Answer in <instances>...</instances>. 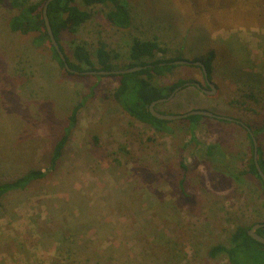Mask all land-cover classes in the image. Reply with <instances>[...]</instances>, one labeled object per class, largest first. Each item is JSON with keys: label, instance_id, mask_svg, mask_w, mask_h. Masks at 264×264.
I'll use <instances>...</instances> for the list:
<instances>
[{"label": "rangeland", "instance_id": "rangeland-1", "mask_svg": "<svg viewBox=\"0 0 264 264\" xmlns=\"http://www.w3.org/2000/svg\"><path fill=\"white\" fill-rule=\"evenodd\" d=\"M121 1L126 30L107 20L110 5L77 0L92 17L64 36L66 53L85 43L94 54L104 41L123 66L140 39L157 40L167 51L159 58L209 57L216 94L196 89L209 90L201 68L178 66L166 82L190 85L161 110L233 119L260 130L264 150V0ZM16 14L9 0L0 5V183L46 171L72 109L82 107L57 168L3 200L0 264H230L209 251L229 247L238 226L264 223L261 188L240 174L252 156L247 130L204 117L194 136L187 120L157 133L109 98L118 76L65 75L33 35L10 31Z\"/></svg>", "mask_w": 264, "mask_h": 264}, {"label": "trees", "instance_id": "trees-1", "mask_svg": "<svg viewBox=\"0 0 264 264\" xmlns=\"http://www.w3.org/2000/svg\"><path fill=\"white\" fill-rule=\"evenodd\" d=\"M4 1L0 0V5ZM9 2L10 6L17 11V14L9 22L10 31L22 35H33V46L36 48H48L52 59L59 64L64 74L67 76L72 75L66 70L63 61L53 47L47 33L43 18V8L47 0L37 2L33 0H9ZM81 2L87 7L110 5L112 10L107 13V20L119 29L126 30L131 27L130 13L126 4L121 0H81ZM48 17L54 37L61 51L65 54L67 64L72 70L80 73L95 71L111 72L145 67V69L139 72L118 76V87L109 94V98L115 101L135 121L152 127L159 134L171 133L169 127L171 122L154 118L150 113V106L157 100L170 97L176 89L187 83V81L182 79L176 82H166L165 80L172 76L178 69V66L170 65V63L182 60L181 57L175 59L159 58V55H164L167 51L160 46L158 41L140 39L133 40L129 53V62L123 66L116 64L119 56L112 54L107 43L104 41L98 43L94 54L87 48L85 43L74 44L70 56L66 53L62 44L63 38L66 34H76L80 27L91 19V12L82 10L77 5V0H55L48 7ZM196 62H202L205 65L209 81H211V58H199ZM206 88L209 89L208 86ZM196 89L199 90L197 87ZM168 103L157 105L155 107L156 111L164 115H170L161 110V107L168 105ZM81 107L82 104H79L72 109L68 118V125L65 127L61 138L53 150L49 168L46 171L32 170L14 181L0 183V207L8 195L27 190L36 182L48 178L57 168L63 158L72 133L77 126ZM203 118L200 116H192L186 119L191 124V133L193 136L196 125ZM259 132L260 130L253 131L258 141L257 161L264 172V150L259 142ZM248 137L251 141L252 156L248 161L247 168L240 174L254 178L258 182L264 197V182L256 167L254 146L249 134ZM180 165L184 171L188 170L182 154L180 155ZM254 225L250 227L238 226L230 235V246L217 245L213 247L208 253L209 257L215 259L217 256L224 254L230 264H264V246L248 235V231ZM257 234L264 237V228L259 229Z\"/></svg>", "mask_w": 264, "mask_h": 264}, {"label": "water", "instance_id": "water-1", "mask_svg": "<svg viewBox=\"0 0 264 264\" xmlns=\"http://www.w3.org/2000/svg\"><path fill=\"white\" fill-rule=\"evenodd\" d=\"M53 1H55V0H47V2L45 3L44 8H43V18H44L45 26H46L50 41H51L53 47L56 49L57 53L59 54L60 59L63 61L64 66L69 73L77 74V75L91 74V75H95V76H120V75H125V74H133V73H136V72H139V71L145 69V67H136V68L126 69V70H118V71H111V72H104V71L97 72V71H95V72H86V73H80V72L72 70L69 67V65L67 64L65 54L61 51L60 46L54 37L53 30H52V27H51V24L49 21L48 7ZM170 65H174V66L194 65V66L201 68L203 75H204V78L207 81V86L209 87V90L207 91V90L203 89L199 84H195V86L199 90L204 92L205 94H209V95L216 94L217 89H216L215 85L209 81V77H208L206 67L202 62L191 63L189 61L179 60V61H175V62L170 63ZM188 85H190V84H185L182 87L176 89L175 92H173L171 94V96L166 98V99H161V100H157V101L153 102L150 106V113L152 114V116L158 120L166 121V122L186 120L192 116H200V117H206V118H214V119L221 120V121L236 122V123L240 124L243 128H245L247 130L248 134L250 135V137L252 139L253 146H254V160L256 163L257 170H258V172H259V174H260V176L264 182V172L262 171V169H261V167L257 161V159H258V141L255 138L254 133L252 132L250 127H248L247 125L240 123V122H237V121L230 119V118L217 116L216 114H214L210 111H206V110H193V111L187 112L185 114H180V115H172V114L164 115V114H161V113L156 111L155 107L157 105L170 102L175 97V95L180 90H182L183 87H186ZM261 228H264V223L255 224L248 231V235L253 240H255L256 242H258L259 244H262L264 246V237L257 234V231Z\"/></svg>", "mask_w": 264, "mask_h": 264}, {"label": "flooded vegetation", "instance_id": "flooded-vegetation-1", "mask_svg": "<svg viewBox=\"0 0 264 264\" xmlns=\"http://www.w3.org/2000/svg\"><path fill=\"white\" fill-rule=\"evenodd\" d=\"M204 80H205V78H204ZM205 82H206L205 86L207 87V81L205 80Z\"/></svg>", "mask_w": 264, "mask_h": 264}]
</instances>
